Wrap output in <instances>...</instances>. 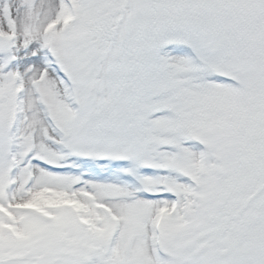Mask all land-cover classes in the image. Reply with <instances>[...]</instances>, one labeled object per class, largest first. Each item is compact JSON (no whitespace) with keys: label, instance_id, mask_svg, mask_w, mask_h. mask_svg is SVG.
<instances>
[{"label":"snow or ice","instance_id":"1","mask_svg":"<svg viewBox=\"0 0 264 264\" xmlns=\"http://www.w3.org/2000/svg\"><path fill=\"white\" fill-rule=\"evenodd\" d=\"M0 264H264V0H0Z\"/></svg>","mask_w":264,"mask_h":264}]
</instances>
